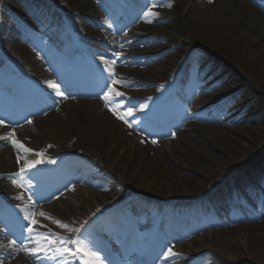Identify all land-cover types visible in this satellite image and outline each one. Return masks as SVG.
Returning <instances> with one entry per match:
<instances>
[{
  "label": "bare ground",
  "instance_id": "bare-ground-1",
  "mask_svg": "<svg viewBox=\"0 0 264 264\" xmlns=\"http://www.w3.org/2000/svg\"><path fill=\"white\" fill-rule=\"evenodd\" d=\"M57 1L70 8L72 13H87L91 7L85 0ZM161 3L164 5L163 12L165 13L160 18L161 21L165 23V26H168V29L169 25H172V30L173 26L177 28L175 31H163L161 35L171 36L174 39L172 44L185 43L182 47L186 53L188 49L200 47L198 39L207 31L220 36V40L229 42L243 40L248 50L252 49L258 40L264 39V17L253 9L249 0H215V3L210 7L207 6L206 0H187L186 4H183L182 10L177 8L172 0H162ZM2 5H5V2L0 0V7ZM1 20L4 21V19ZM161 28L166 27L156 26L155 30H166ZM13 37L12 39H14ZM5 49L9 56L11 54L14 57L19 55L20 58L17 61L22 65L20 68L30 74V79L25 83L27 89L17 91L19 92L17 101L32 100L34 93H39L36 83L47 84V81H51L48 70L44 69L43 62L39 61L35 52L24 44L17 42L11 45V50L7 47ZM257 57V55H252L248 58L255 61ZM13 61L14 64L17 63L16 60L13 59ZM82 71L83 69H79L78 75L84 78ZM117 71L119 70H114L115 75ZM133 74L136 75L135 79L143 78L145 81H156L149 76H143L139 70L134 71ZM75 75L76 72L72 71L70 77L75 78ZM126 76L128 74L125 73V76L117 75L110 76V78L123 81L125 85V81L128 79L122 77ZM225 77L229 79L232 78V75L229 77L225 74ZM85 78L87 79V73ZM240 85L242 87L237 89V93L244 91L246 87L250 88L244 82ZM33 86L35 89L31 94ZM252 86L254 88L255 85L252 84ZM245 92L247 93V90ZM52 93L55 95L53 90ZM136 95H139V92H136ZM242 98V101L250 99L247 96ZM74 99L68 100L57 110L49 112L45 119L37 118L33 128L29 125L20 128L19 136L16 139L31 148L33 154L18 153L15 148L9 146L7 141H0V195H3L2 192H6V190H11L5 195L17 191L18 196H28L33 188L27 177L23 181L25 185L23 189L12 185L9 181L12 179L10 177H13V174L24 166V159L17 162L18 154L29 161L37 158L34 155L36 152L55 154L59 158L53 160L54 158L49 157L55 162L48 163L46 161L43 163L45 173L40 175L48 187L47 191L53 194L52 200L39 202L36 206H39L40 209L44 208L45 211L59 219L69 220L68 223L74 227L85 225L84 235L95 241L101 253H103L102 246L106 243L99 242L95 238L89 225L92 222L90 218L97 216L98 211L105 212L103 220L100 221L103 222V232L110 237L109 245L111 246L114 244V240L124 232V229L129 228L126 238L132 240L136 238L134 231L137 228L150 226L146 224V221L142 222L138 219H129L120 223L110 220L111 213L123 208L122 198L126 192H129L135 194L134 202L137 210L144 209L149 212L150 215H147V219L149 216H154V213H150V211L157 209L160 201L175 202L177 206L174 207L171 204L167 207L170 218H167L161 232L155 238V249L158 248V253H161V264H195V261H199L208 253L217 255L222 254L223 251H225L226 258L217 264H264V221L238 224L236 227L223 224L224 227L221 229L204 232L200 236L193 235L185 244L186 247L184 245L181 247L180 243H177L182 254L180 252L177 255L162 253L163 248L167 244H171L170 240H172V233L170 234L168 225L180 222L175 219L177 214L173 215L172 212L186 211L187 209L193 212L197 208L195 202L198 200L202 202V197L212 199L217 204H230L229 199H220L218 194L224 188L231 186V183L224 185L228 178L235 182L239 175L244 174L241 178V181H244L247 178L245 175L256 173L255 168L252 165L249 166L250 157L255 159L260 155L259 150L264 148V142H261V137L264 138V134L255 135L258 141L251 140L247 145L248 150H243L238 143L240 142L242 145L237 129H222L215 125H195L198 127L193 128V125H189L187 132L181 135V140L178 142L169 141L161 150L142 148L140 140H143L144 133L131 127H124L121 122L116 121L112 113L104 109L103 105L98 104L97 101ZM124 101L125 98H119V105ZM2 104L0 103V105ZM16 105L20 106L21 104ZM10 107L13 106L10 105ZM139 117L145 118L146 114H139ZM243 120L245 117L242 116ZM258 126L264 129V117L263 122H260ZM10 129L12 127L6 123L0 124V135H6ZM231 130L234 131L232 136L235 137V143L238 145L236 147H232L224 141L225 134ZM199 136L211 142L215 149L219 148L221 152L227 153L228 160L224 159L222 153L203 150L202 145L197 142ZM221 141L225 142L222 147L220 146ZM62 161L66 163L65 166L61 164ZM15 166H17V171H15ZM34 169L28 175L34 177L36 174L33 173ZM184 169L188 171L183 174L181 171ZM55 176L58 178L52 182ZM60 177L67 180L74 179L76 183L75 185L67 184L65 188H62L63 181ZM223 180L225 183L222 184ZM71 187L72 191L69 190ZM214 189L216 190L212 192ZM139 195L143 197L141 198ZM5 197L6 199L10 198V196ZM261 203L264 204V201L261 200ZM12 207L18 206L14 204ZM226 207L228 206L226 205ZM25 209L30 210V207ZM227 209L228 212H231V209ZM142 213L140 211V214ZM194 216L199 215L194 214ZM185 219L188 221L189 217L185 215ZM205 229V225L199 224L198 226H183L181 230L189 235ZM3 231V228L0 227V239ZM43 231L48 232L49 230L43 229ZM73 234L75 233L73 232ZM176 235L178 238L181 237L180 234ZM194 241L198 242V246L192 245ZM0 243H4V246L0 248V264H31L28 260L19 258V254H15L17 249H21L20 247L9 245L10 243H5L4 239L0 240ZM213 249L216 251L212 252ZM126 251L124 252L126 253ZM41 253L45 254L46 258H51L53 255L52 253L47 255L48 252L43 251ZM35 260L36 264H40V261ZM137 262L138 260H133L128 264Z\"/></svg>",
  "mask_w": 264,
  "mask_h": 264
},
{
  "label": "rangeland",
  "instance_id": "rangeland-1",
  "mask_svg": "<svg viewBox=\"0 0 264 264\" xmlns=\"http://www.w3.org/2000/svg\"><path fill=\"white\" fill-rule=\"evenodd\" d=\"M249 1L252 3L253 9L260 12L264 17V0H249ZM4 2L6 4L5 10L8 12V15L11 17V20L8 22L9 25L8 27L10 30L17 31L19 28H22L23 30L24 28L23 25L25 22L24 18L20 25L16 23L17 21L19 22L21 20L20 16L22 14L27 15V17H32V20L36 24V28L40 29L38 30L39 32L35 38L33 34H31V29H30V33L29 32L22 33V39H21L25 44L30 46L35 51L38 57H40L41 56L40 51L50 40V39H45L43 36H41L40 33H44L47 38L48 35L45 33V27L48 26L50 23L58 24L59 22H61L62 14H59L57 11L54 10L51 11L50 10L51 7L47 3L44 6H41V2H37V0H31V3H28L26 6L22 5L23 4L22 0H4ZM87 2L90 5L92 4V1L90 0H87ZM100 2L104 4L103 5L104 7L108 8L110 13V15L108 14V17L111 18L112 7L110 5V0H100ZM209 2L210 0H206V4H209ZM175 3L178 8H182L183 5L177 2V0H175ZM94 7L95 9H90V11H87L89 13L83 16L84 20L87 19L88 15L97 16V14L92 13L98 11L97 7L96 6ZM30 10L32 12L31 14L29 13ZM48 17L51 19L46 23ZM132 17H133L132 14L127 15L125 21L128 20L131 23L135 22V20H131ZM104 23L105 24L101 25V27L102 30L106 32L116 30L117 28H121V26L120 27L115 26L116 24L117 25L121 24V22L117 20L114 21L113 23L114 25L107 22ZM126 28L127 26L120 29V31L117 29V33H121L125 31ZM81 29L84 28L82 27ZM175 30H177V28L173 26L172 31ZM145 32L148 33V35H153L157 37L158 39L161 37L159 34L154 32H149L147 30ZM220 39H221L220 36H217L211 31H207L206 33L202 34L198 39V43H200L201 48L192 52H190L189 51L190 49H188V52L186 53L184 52V48L182 47L185 43L179 42L177 44L167 46V44L174 42V39H171L170 36H165V39H161L159 43H152V46L149 47V49H153L154 47L160 44L163 48L154 49L150 51L152 53L145 55L146 57L145 60L148 63L144 64L143 68H141L142 66H138L134 70L139 69L142 74L151 75L155 80H158L157 76H165L169 74L171 70L177 65L178 59L181 60V58L179 57L180 54L189 53L190 57L188 58L189 60V62L187 63L188 68L186 69L187 72L185 75V79L187 80L189 85L195 86L197 88H209L212 84V81L216 80V77L218 80H220L225 76V74L228 75L229 77L230 75H232V78L227 79V82L220 81V83L218 84V89L212 90L216 95L214 102L215 108L213 109L210 115H207L208 118L207 120L210 122L214 120V117H216L218 119L217 122L222 126V129L223 128L237 129V134L238 136H240L242 141V145L240 144V142H238L239 146L243 150H248L247 145L250 143L251 140H253V142L258 141V138L255 137V135L264 134V129L260 128L259 126L257 127V125L260 124V122H263V117H264V39H260L256 43H254L253 48L250 50L247 49V45H245V42L243 40L238 42L235 41L229 42ZM2 42L4 43L2 44ZM0 44H1L0 45V64H1L3 61H5V56H4L6 54L5 47L11 50V45L14 44V41H11V39H7V34L0 31ZM169 48L172 49L168 50ZM139 50L141 51L142 49ZM143 52H147V51H143ZM252 55L258 56L255 61L248 58ZM154 56H156L155 61H150L151 57ZM200 59H204L206 62H209L207 68L204 66L207 65L204 62L201 63L203 66L201 67L196 66L195 62H200ZM60 61L61 59H58L57 62L53 63V66L54 67L57 66ZM132 64L133 63H131L130 65ZM164 64H166V66H164ZM202 67L206 69L203 75H201V72H203L204 70ZM154 68H156L155 71ZM130 73H132V71ZM242 82H244L245 85L250 86V88L246 87L244 91H240V93H237L236 89L242 87V85H240V83ZM251 83L255 85L254 88ZM235 86L236 88H234ZM245 90H247V93H249V95H247ZM84 91L85 90H75V89L66 88V92L63 95V98L66 97L71 99L74 95H76L77 97H88L89 93L84 94L83 93ZM243 96L250 97V99H246L245 101H242ZM45 106H46V110H50L56 107V103H54L53 101H47L45 103ZM43 112H44L43 110H38L34 108L33 110L30 111L28 116L23 118L18 117L17 120L12 121V124L13 125L21 124L26 120L27 117L39 116L40 118L45 119L47 116L46 113L48 111L44 113ZM225 115H228L229 117H231V119L236 120V122L221 124V118L225 117ZM242 116L245 117V120L243 121H242ZM37 118L38 117L34 119V122ZM233 134H234L233 130L227 131V133L225 134L226 137L224 141H226V143H228L232 147H236L238 145L235 143L234 140L235 137L232 136ZM261 138H262L261 142H264L263 136ZM224 141L220 142L221 147L224 146L225 144ZM197 142L202 145L203 150L209 152L222 153L224 159L228 160L227 153L221 152L219 148L215 149V146H213L211 142L206 141L204 138H202V136H199L197 138ZM147 147L149 148V146ZM161 148L162 146L159 147L158 149ZM259 152H261L260 155L255 159H253V157H250L251 162H249V166L252 165V167L255 168L254 169L256 172L255 176L257 175L258 177H254V175L250 173L248 175H245V177L247 176V178L245 179H248V184L250 182V187H252L256 191H258L259 189L261 191L263 190L262 181H264V165H263L264 148L259 150ZM252 154L253 152L251 153V155ZM256 168L258 169L256 170ZM187 171H188L187 169H184L181 172L184 174ZM242 177H243L242 174L239 175L236 184L241 182L240 180ZM225 180H223L222 183H224ZM228 183L234 184V182H228ZM253 184L256 185L253 186ZM235 189L237 190V193L242 195L244 198L246 199L250 198L245 190V187L237 186L235 187ZM263 193L264 192H262V194ZM227 195H228L227 192L221 193L222 197H225ZM129 196L131 197L132 194L130 193ZM254 202L255 203H251L252 211L254 212V214H258L262 209L260 206H258L255 200ZM8 203L10 204V207L13 205V203L11 202ZM216 208L218 209V207ZM125 210H128V207H126ZM134 211H135V215H138L137 210L134 209ZM129 214L132 215L133 211L131 210L126 211V213H124V216H127ZM217 217L219 219H222L227 216L219 211ZM259 220L260 221L258 222L264 221V219H259ZM216 228H222V227L215 226L212 228L211 232L214 231V229ZM95 233L99 237V234L101 233L100 229L97 228ZM192 245L198 246V242L194 241L192 242ZM184 246L186 247V245ZM170 247L173 249V246ZM114 249H115L114 252H116V254L119 255L120 250L118 249V247L116 246ZM215 251L216 250L214 249L212 250V252ZM164 252L166 253L168 251L164 250ZM224 253L225 251H223L222 254H217V255L216 254L210 255L208 253L207 255H204V257L201 258V261H199L198 264H217L219 262H222V260L226 258ZM212 256H214L215 258H213ZM105 262L108 263V260H105ZM148 264H158V257L156 258V261H152Z\"/></svg>",
  "mask_w": 264,
  "mask_h": 264
},
{
  "label": "snow or ice",
  "instance_id": "snow-or-ice-1",
  "mask_svg": "<svg viewBox=\"0 0 264 264\" xmlns=\"http://www.w3.org/2000/svg\"><path fill=\"white\" fill-rule=\"evenodd\" d=\"M152 7H156L155 4ZM145 15H155V13L149 11L145 13ZM151 22V21H147ZM113 65L115 61L111 62ZM110 76L114 77L115 72L113 68L108 69ZM47 86L53 90L56 96L63 97L64 93L61 91L60 86L53 81H47ZM112 87L109 88V94H106L103 99L105 100L106 106L110 107V110L117 115L119 119H122L129 127H133L132 123L128 119L129 117L133 116V109L127 108L123 114H120V109L123 107L119 105V98L124 96V93L118 90L116 86H124V82L113 78L111 80ZM117 104L118 107L112 108L111 105ZM146 105H143L141 110H143ZM27 123L31 124L32 122L29 120ZM0 124H3V121H0ZM15 130L8 132L6 135H0V141H7L10 142L14 148L17 149L18 153L23 152L24 154H33V150L28 148L23 142L14 139ZM155 143V141H153ZM51 147V146H49ZM35 156L39 157L38 159L34 160H27L25 157H22L18 154L17 162L19 163L21 159H24V166L19 169V171L13 174L12 182L18 188H24L25 185L23 181L27 177L28 173L35 168L39 164H43L46 161L44 160V153L43 152H36L34 153ZM48 163H54L53 160H48ZM30 187V184H29ZM22 195L18 196L17 199H23ZM31 199V197H29ZM40 217H46L48 219H53L44 211L39 212ZM25 219L29 220V225L27 227V232L29 233L28 239L35 245V248L32 250L33 252L36 251H43V252H51L52 259L58 260H65L66 264H76V261H79V264H104V261L107 259L106 257L101 255V250L96 246L95 241L90 239L89 237L85 236L82 232V228H73L69 224H65L59 220H55V224L65 229L69 232L77 233L76 237H65L61 235H57L55 232L49 230L47 233L40 232L37 228L46 227L45 225L41 224L39 220L36 219V213L30 212ZM87 223V222H85ZM83 227V226H82ZM11 244H15V241H11ZM28 251L27 249H23ZM168 253L170 255H175L172 251V248H168Z\"/></svg>",
  "mask_w": 264,
  "mask_h": 264
}]
</instances>
